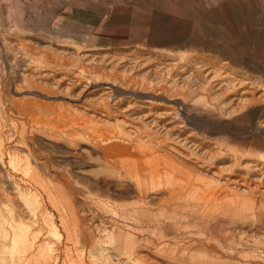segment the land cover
I'll use <instances>...</instances> for the list:
<instances>
[{
	"label": "rangeland",
	"instance_id": "obj_1",
	"mask_svg": "<svg viewBox=\"0 0 264 264\" xmlns=\"http://www.w3.org/2000/svg\"><path fill=\"white\" fill-rule=\"evenodd\" d=\"M0 264H264V0H0Z\"/></svg>",
	"mask_w": 264,
	"mask_h": 264
},
{
	"label": "bare ground",
	"instance_id": "obj_2",
	"mask_svg": "<svg viewBox=\"0 0 264 264\" xmlns=\"http://www.w3.org/2000/svg\"><path fill=\"white\" fill-rule=\"evenodd\" d=\"M45 74H46V73H45ZM75 76H76V75H75ZM64 78H65V77H64ZM66 78H67V77H66ZM79 78H80V77H79ZM79 78H78V79H79ZM78 81H79V80H78ZM56 82H57V81H56ZM84 82H85V81H84ZM71 83H72V82H71ZM74 83H75V82H74ZM110 84H111V83H110ZM113 84H114V83H113ZM113 84H112V85H113ZM67 88H68V87H67ZM70 88H71V87H70ZM107 88H108V90H110L112 87H111L110 89H109V87H107ZM68 89H69V88H68ZM68 89H67V90H68ZM110 91H111V90H110ZM112 91H113V89H112ZM115 91H116V90H115ZM158 92H159V91H158ZM158 92H157V93H158ZM106 93H107V92H106ZM102 94H103V93H102ZM111 94H112V93H110V95H111ZM105 95H107V94H105ZM105 95H101V98H102L103 96H105ZM112 95H113V94H112ZM116 96H117V95H116ZM125 97H126V96H125ZM129 97H131V96H129ZM176 97H177V96H176ZM176 97H174V98H176ZM178 97H179V96H178ZM178 97H177V98H178ZM94 98H95V97H94ZM109 98H110V97H109ZM114 98H115V97H114ZM118 98H119V97H118ZM170 98H171V96H170ZM97 99H99V98H96V100H97ZM110 99H111V98H110ZM119 99H120V98H119ZM153 99H154V98H153ZM171 99H173V98H171ZM99 100H100V99H99ZM106 100H108V99H107V96H106L105 102H107ZM117 100H118V99H117ZM121 100H122V98H121ZM121 100H119V101H121ZM173 100H174V99H173ZM119 101H118V102H119ZM127 101H128V100H127ZM151 101H152V100H151ZM153 101H154V100H153ZM153 101H152V102H153ZM166 101H167V100H166ZM176 101H177V100H176ZM103 102H104V101H103ZM108 102H109V100H108ZM108 102H107V103H108ZM113 103H114V102H113ZM119 103H120V102H119ZM154 103H155V102H154ZM174 103H175V101H174ZM101 104H102V103H101ZM117 104H118V103H117ZM115 105H116V103H115ZM115 105H114V106H115ZM173 105H174V104H173ZM107 106H109V104H108ZM117 106H118V105H117ZM130 106H131V105H130ZM130 106H129V107H130ZM136 106H137V105H136ZM169 106H170V105H169ZM110 107H111V106H110ZM119 108H120V107H119ZM133 108H134V107H133ZM168 108H169V107H168ZM108 109H109V107H108ZM117 109H118V108H117ZM170 109H171V108H170ZM172 109H174V108L172 107ZM119 110H120V109H119ZM109 111H110V109H109ZM123 111H124V110H123ZM174 111H175V110H174ZM105 112H106V111H105ZM105 112H104V113H105ZM166 112H167V111H166ZM166 112H165V113H166ZM170 112H171V111H170ZM106 113H107V112H106ZM109 113H110V112H109ZM109 113H108V114H109ZM165 113H164V114H165ZM172 113H173V111H172ZM174 113H175V112H174ZM102 114H103V113H102ZM161 114H162V113H161ZM147 115H148V114H147ZM165 115H166V114H165ZM167 115H170V114H167ZM172 115H173V114H172ZM172 115H171V116H172ZM174 115H176V114H174ZM90 116H91V115H90ZM111 116H112V115H111ZM159 116H160V115H159ZM161 116H162V115H161ZM102 117H103V116H102ZM116 118H118V117H116ZM92 119L95 120L94 117H93ZM113 119H115V118L113 117ZM97 120H98V119H97ZM117 120H118V119H117ZM120 120H121V119H120ZM100 121H101V120H100ZM105 121H106V120H105ZM122 121H123V120H122ZM102 122H103V121H102ZM109 122H111V121H109ZM114 122H115V121H114ZM178 127H179V126H178ZM125 130H126V128H125ZM125 130H124V134H126V133L128 132L127 130H126L127 132H126ZM168 131H169V130H168ZM136 132H137V131H136ZM136 132H135V133H136ZM137 133H138V132H137ZM129 135H130V134H129ZM130 136H131V135H130ZM137 138H138V137H137ZM142 138H143V137H142ZM138 140L140 141V139H138ZM136 141H137V139H136ZM143 152H144V151H143ZM146 152H147V151H146ZM146 152H144V153H146ZM182 152H183V151H182ZM211 153H212V152H211ZM211 153L208 154L210 157L213 156V154H211ZM149 154L151 155V153H149ZM163 154H164V152H163ZM163 156H165V155H163ZM159 158H160V156H159ZM178 158H179V156H178ZM173 159H174V158H173ZM173 159H172V160H173ZM161 160H162V159H161ZM211 160H212V159H211ZM174 161H175V160H174ZM176 163H177V162H176ZM178 164H179V163H178ZM162 165H163V162H162ZM168 165H169V164H168ZM191 165H192V164H191ZM193 167H194V166H193ZM195 167H196V166H195ZM174 169L176 170V168H174ZM211 178H212V177H211ZM213 178H214V177H213ZM227 178H228V177H227ZM217 179H218V178H217ZM217 179H216V180H217ZM204 180H205V179H204ZM212 180H213V179H212ZM209 181H211V180H209ZM213 181H214V180H213ZM217 182H218V181H217ZM208 183H209V182H208ZM226 184H227V183H226ZM244 184H246V182H245ZM250 186H251V185H250ZM248 187H249V186H248ZM248 187H246L247 190H248ZM218 191H219V190H218ZM226 191H228V190H226ZM226 193H227V192H225V194H226ZM222 194H224V193H222ZM219 195H220L219 193H215V194H213V195L211 196V200H215V201H216V200H220V201H222V199H220L221 197H220ZM204 196H205V195L203 194L202 196H198L196 199H199V200L204 201ZM62 257H63V256H62ZM83 262H84V261H83Z\"/></svg>",
	"mask_w": 264,
	"mask_h": 264
}]
</instances>
